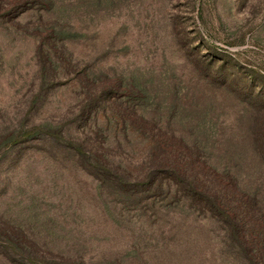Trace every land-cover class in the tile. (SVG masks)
Instances as JSON below:
<instances>
[{"label": "rangeland", "instance_id": "1", "mask_svg": "<svg viewBox=\"0 0 264 264\" xmlns=\"http://www.w3.org/2000/svg\"><path fill=\"white\" fill-rule=\"evenodd\" d=\"M125 95L204 145L231 219L224 169L264 210V0H0V264H237L224 219L138 178L147 141L106 105Z\"/></svg>", "mask_w": 264, "mask_h": 264}, {"label": "trees", "instance_id": "2", "mask_svg": "<svg viewBox=\"0 0 264 264\" xmlns=\"http://www.w3.org/2000/svg\"><path fill=\"white\" fill-rule=\"evenodd\" d=\"M48 53L55 54L56 52L49 49ZM89 97L90 99L85 100L84 112L91 111L93 105L97 101H102L103 103L110 101V98L102 99V96H97L93 100L91 99L92 96ZM140 102L138 97L125 95L119 99L115 98V103H117L116 106L106 104L111 111L118 110L121 112V116H119L121 125L128 126L130 129L129 132L132 134L135 133L140 138H145L147 141L145 147V164L139 166L141 175H137L138 178L144 179V181L147 180L145 185L149 187L157 184L156 191H161L163 187L169 190L173 189L179 200L189 201L194 208L202 212H209L214 219H218L220 222L221 219H224L225 222H227V226L223 224L224 226L222 229L227 239L226 244L234 248L240 256L237 257V264H264V227L262 226L260 229V234H256L257 238L261 240L252 244L250 243L252 249L250 244L245 242L246 239L250 238L251 234L256 232L257 226L252 225H255L257 220L260 219L263 221L262 225H264V210L261 203L258 202V196L256 194H248L241 188L239 189V181L234 179L228 170L226 171V169H224L223 174H226L228 177L225 176L222 180L227 181L231 184L230 186H234L237 190L230 191L233 193L232 196L237 197H231L232 201L230 202L232 203V210L235 215L231 219L228 213L221 209L222 198L226 197L225 194H228L226 192L229 190L221 188L217 184V181L213 180V177L216 178L217 175L215 173L220 172L221 174V169L217 163H208V159L204 157L206 153L204 145H185L184 139L179 137L180 134L176 137L177 133L170 127L173 117L172 114L169 115V113H167L165 117H162L154 110L151 118H146L143 114L138 115L137 112L139 113V109L141 108V105H139ZM129 132H126L125 135L126 144H128L127 136ZM93 133L94 132L91 131L88 132L89 135ZM160 137L170 141L176 140L177 143L182 144L178 145L182 148L181 153H179L182 162L183 160L191 162L193 161L192 158H195L194 160H203V165L209 167L208 174L191 173V171L188 172L187 169L181 170L177 168L172 162L177 159L174 156L176 151L169 150L170 147L173 149L175 145H161L159 141ZM195 142L197 143V141ZM129 148L132 149L131 147ZM257 152L259 156L264 158V145H259ZM186 168H189V166ZM121 173H125V171H121ZM98 174L102 175V172ZM134 179L136 180V178ZM129 183L121 182V192L131 193V195H133V193L136 192V184L133 180ZM247 219H250L252 223ZM245 223H247V227ZM241 238L244 241H241Z\"/></svg>", "mask_w": 264, "mask_h": 264}]
</instances>
